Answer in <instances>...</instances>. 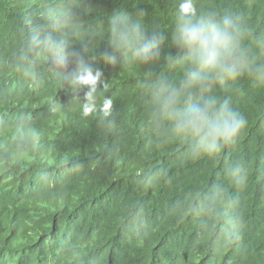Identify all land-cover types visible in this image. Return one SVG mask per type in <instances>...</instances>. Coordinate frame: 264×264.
<instances>
[{"label": "trees", "instance_id": "obj_1", "mask_svg": "<svg viewBox=\"0 0 264 264\" xmlns=\"http://www.w3.org/2000/svg\"><path fill=\"white\" fill-rule=\"evenodd\" d=\"M241 17L245 44L264 62V0H196ZM177 0H0V264H264V83L246 73L211 93L246 119L234 143L191 156L187 138L155 122L144 84L176 80L153 64L86 59L108 86L83 115L87 89L72 93L56 73L71 71L24 54L49 8L83 13L106 35L115 12L143 14L167 31ZM31 21V23H29ZM79 47V45H74ZM113 101L111 126L101 122Z\"/></svg>", "mask_w": 264, "mask_h": 264}, {"label": "clouds", "instance_id": "obj_2", "mask_svg": "<svg viewBox=\"0 0 264 264\" xmlns=\"http://www.w3.org/2000/svg\"><path fill=\"white\" fill-rule=\"evenodd\" d=\"M38 24L28 34L24 54L44 62L51 59L61 67L69 61L71 71L57 72L59 81L72 93L87 89L83 97V115L95 108V93L107 87L104 73L87 62L101 42L107 48L100 55L116 63V56L129 63L153 64L162 57L168 69L180 70L178 81L159 79L143 85L146 104L157 125L163 122L175 137L187 138L191 156H212L237 139L247 121L230 99L211 93L221 85L246 73L264 83V62H257L245 44L246 29L241 17L230 12L198 8L196 0H177L175 23L165 52L167 31L149 27L143 14L133 16L118 11L108 18L106 35L87 25L82 12L55 7L39 14ZM31 23V21L29 22ZM79 45L75 47L74 45ZM113 101L104 100L101 122L111 126Z\"/></svg>", "mask_w": 264, "mask_h": 264}]
</instances>
